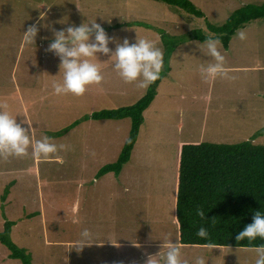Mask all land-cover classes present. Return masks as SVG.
<instances>
[{"label": "rangeland", "instance_id": "374dc122", "mask_svg": "<svg viewBox=\"0 0 264 264\" xmlns=\"http://www.w3.org/2000/svg\"><path fill=\"white\" fill-rule=\"evenodd\" d=\"M190 1L217 25L245 4L264 3ZM95 19L112 38L110 49L125 37L135 42L138 35L154 41L163 57L157 30L180 38L205 27L203 19L154 0H0V106L18 123L26 119L33 138L48 135L67 146L47 157L33 158L30 148L23 156H0V232L6 221L16 222L11 240L31 255L33 264H145L159 251L163 255L161 239L178 240L174 210L180 145L250 140L264 145V21H255L241 29L244 40L235 35L229 48L219 45L228 77L202 78L200 66L211 58L203 56L197 40L186 37L144 113L130 161L119 176L98 178V171L121 152L130 120H89L55 134L95 111L135 103L149 86L124 81L109 55L98 53L90 59L100 67L99 83L79 96L53 93L52 82L62 74L57 75L59 57L45 51L52 30ZM132 22L152 28L128 25ZM34 23L39 29L35 41L25 42L23 32ZM85 228L92 243L76 247ZM180 246L190 264L197 255L209 256L208 264H253L255 256L254 248ZM9 254L0 243V264H22Z\"/></svg>", "mask_w": 264, "mask_h": 264}, {"label": "trees", "instance_id": "16d2710c", "mask_svg": "<svg viewBox=\"0 0 264 264\" xmlns=\"http://www.w3.org/2000/svg\"><path fill=\"white\" fill-rule=\"evenodd\" d=\"M154 1L162 2L196 19H203L205 27L194 29L180 38L157 30L164 49L163 66L160 77L149 85L146 93L131 105L95 111L55 134H66L81 122L89 120H130V130L121 152L115 162L98 171V178L109 173L119 176L130 161L144 123V113L153 103L159 84L171 71L170 59L179 44L186 39L203 42L207 36L213 35L227 49L238 29H244L255 21H264V3L245 4L230 13L222 24L217 25L208 21L204 12L190 0ZM128 25L152 28L141 22ZM2 199L5 200V196ZM197 207L205 210L204 221L196 215ZM257 210L264 213V145L254 144L253 140L236 144L202 142L180 145L174 210L180 245L255 248L264 244V240L259 238L251 242L235 239L236 233L251 222ZM202 223L209 232L206 238L195 235ZM15 225L14 221L5 222L4 229L0 232V243L7 247L10 258L17 259L22 264H33L31 255L11 240L10 234Z\"/></svg>", "mask_w": 264, "mask_h": 264}, {"label": "clouds", "instance_id": "9594fccd", "mask_svg": "<svg viewBox=\"0 0 264 264\" xmlns=\"http://www.w3.org/2000/svg\"><path fill=\"white\" fill-rule=\"evenodd\" d=\"M45 13H40L43 20ZM63 23V22H61ZM50 27V25H42ZM38 27L34 23L23 32L25 42H34L38 34ZM94 33V39H92ZM53 39L48 43L45 51L54 53L59 57V72L62 74L60 81L52 82V91L56 95L71 93L82 95L92 83H99L102 73L97 63L90 58L97 57L98 53L109 55L113 61V68L126 82H135L137 87L146 88L156 81L161 74L163 66V53L155 42L136 36L135 42L123 38L117 42L113 49L109 48L110 38L101 24L95 20L82 22L79 25H69L66 28L52 30ZM236 36L244 40L246 33L238 29ZM197 48L203 56L210 57L211 62L200 66V75L204 79L221 76L228 77V69L225 65V57L219 49L218 37L209 35L203 42L196 41ZM27 124V128L22 126ZM32 125L25 121L17 122L16 116L0 106V156H23L29 148L33 158L47 157L60 150H66L64 144L53 143V137L43 135L39 139L33 138ZM195 213L201 221L206 218L203 208L197 207ZM196 236L206 238L209 235L207 227L202 223L197 228ZM257 238L264 240V213L259 210L254 212L250 223L235 235L237 241H254ZM161 249H166L163 255L160 251L150 256L145 264H190L187 259L182 258L181 246L178 240L161 239ZM92 243V234L89 229H83L79 239L75 242L76 247H83ZM255 256L253 264H264V244L254 248ZM155 257V258H154ZM209 256L197 255L191 264H208ZM214 264V261H213Z\"/></svg>", "mask_w": 264, "mask_h": 264}]
</instances>
